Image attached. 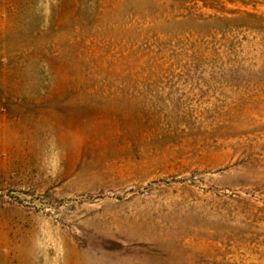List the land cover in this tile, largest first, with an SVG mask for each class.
<instances>
[{
  "label": "rangeland",
  "instance_id": "obj_1",
  "mask_svg": "<svg viewBox=\"0 0 264 264\" xmlns=\"http://www.w3.org/2000/svg\"><path fill=\"white\" fill-rule=\"evenodd\" d=\"M0 264H264V0H0Z\"/></svg>",
  "mask_w": 264,
  "mask_h": 264
}]
</instances>
